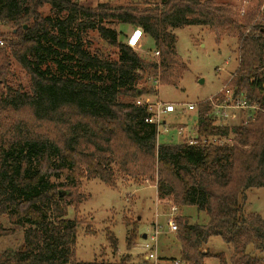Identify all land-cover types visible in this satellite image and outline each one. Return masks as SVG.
<instances>
[{
  "label": "trees",
  "instance_id": "16d2710c",
  "mask_svg": "<svg viewBox=\"0 0 264 264\" xmlns=\"http://www.w3.org/2000/svg\"><path fill=\"white\" fill-rule=\"evenodd\" d=\"M144 3L0 0V216L25 228L22 244L0 253V264H123L75 259L79 222L68 217L69 206L78 208L82 181L94 178L112 188L154 181L158 200L205 211L206 223L176 217L182 261L205 264L204 247L220 236L230 249L220 264H264V219L244 207L246 191L264 187V0L245 22L217 0ZM124 25L153 38L158 57L129 46L132 31L121 40ZM190 25L208 27L218 41L238 38L232 100L244 95L259 110L224 124L205 100L193 110L199 143L163 144L148 106L137 101L154 92L148 81L180 83L187 65L174 30ZM94 33L117 48L115 58L94 46ZM10 232L0 224V236ZM107 236L116 249L117 238ZM139 237L129 232L128 248Z\"/></svg>",
  "mask_w": 264,
  "mask_h": 264
},
{
  "label": "rangeland",
  "instance_id": "374dc122",
  "mask_svg": "<svg viewBox=\"0 0 264 264\" xmlns=\"http://www.w3.org/2000/svg\"><path fill=\"white\" fill-rule=\"evenodd\" d=\"M88 6H95L100 2H108L114 5L137 4L145 5V0H78ZM161 1V0H151ZM229 4L235 11L236 18L245 22L248 16L256 11V0H248L247 4L238 0H217ZM264 4L260 9H263ZM49 7H45L47 12ZM243 12V13H242ZM255 14L253 22L258 20ZM132 26H120L123 29L120 35L125 40L132 31ZM177 36L176 49L187 65L183 78L176 85L161 84L148 81L147 86H153L154 92L140 96L142 102L156 104L172 103L176 107L174 113H165L158 126V141L165 144H178L188 141L189 137H197L196 112L188 109L189 104H200L205 100L225 94L231 89L230 80L235 75L239 66L237 37L224 36L220 41L206 26L190 25L174 30ZM93 39L96 48L103 55L115 58L117 48L108 45L94 33ZM138 53L146 59H154L155 41L146 36L136 48ZM18 75L26 83L27 76L18 65H15ZM246 118L243 110L228 109V118L224 123H238ZM223 123V122H222ZM181 127H178L180 126ZM55 182L64 181L63 178H53ZM156 182L154 181H119L118 188H112L100 179L83 180L80 192L84 200L78 208L69 206V218L79 222L76 237L75 259L91 262L95 260H108L123 264H144L145 258L141 254V245L144 233L150 230L152 224H160L162 234L159 239V255H166L170 260L180 259V245L176 239V232H170L168 227L169 201H160L157 198ZM247 213L255 212L264 219V187L251 188L246 191L244 202ZM180 215L185 216L191 223H206L208 215L205 211H199L195 206L180 208ZM0 224L5 228H15L0 236V253L5 250H16L23 242L24 230L15 227L5 215L0 216ZM136 230L139 237L132 247L127 246L128 233ZM111 233L118 240V247L113 248L107 234ZM204 252H209L205 264H220L221 256L229 259L230 249L228 244L220 236H213L209 240ZM264 255V252L262 253ZM167 259L166 257H164Z\"/></svg>",
  "mask_w": 264,
  "mask_h": 264
},
{
  "label": "built area",
  "instance_id": "2783aa9c",
  "mask_svg": "<svg viewBox=\"0 0 264 264\" xmlns=\"http://www.w3.org/2000/svg\"><path fill=\"white\" fill-rule=\"evenodd\" d=\"M241 1H243L245 4H247L248 2V0H238L239 3ZM143 37H144L143 30L139 27L135 28L130 33L127 43L129 46L136 49L140 46ZM224 95L226 99L220 103L215 102L214 98L210 99V101L214 103V114L220 120V122L224 123L225 119L228 118V109L237 108L243 110L246 115V118L243 119L245 121L251 118L253 119L256 111L259 110V107L257 105L249 104V102L246 100L244 95L238 97L235 100H232V89L230 88L225 91ZM137 104L140 105L146 104L148 106V110L151 112V116L147 118V121L151 123H156L158 126L161 123L162 116L165 113H174L176 111V107L172 103L162 104L158 102L156 104H153L150 102H142L139 99L137 101ZM196 106L197 104H189L188 109L194 110ZM188 142L191 145H196L199 143L197 137L196 138L189 137ZM169 207H170L169 209L170 211H169V219L167 224L170 232H176L178 229L176 217L180 215V209L177 205H175L172 202L169 204ZM144 234L145 237L141 245V254L145 258V260L149 261L150 264H166V262H164V260L161 259L159 255V239H160V235L162 234V227L160 226V224L158 223H156L155 225L152 224L150 230ZM171 264H188V263L182 261L181 259H173L171 261Z\"/></svg>",
  "mask_w": 264,
  "mask_h": 264
},
{
  "label": "crops",
  "instance_id": "0c3cea01",
  "mask_svg": "<svg viewBox=\"0 0 264 264\" xmlns=\"http://www.w3.org/2000/svg\"><path fill=\"white\" fill-rule=\"evenodd\" d=\"M164 257L168 258L166 255H162V256H161V258H164ZM164 259H165V258H164ZM164 259H163V260H164ZM166 260H167V259H166ZM166 260H164V262H169V261H166Z\"/></svg>",
  "mask_w": 264,
  "mask_h": 264
},
{
  "label": "water",
  "instance_id": "95a60500",
  "mask_svg": "<svg viewBox=\"0 0 264 264\" xmlns=\"http://www.w3.org/2000/svg\"><path fill=\"white\" fill-rule=\"evenodd\" d=\"M144 237H145V235H144Z\"/></svg>",
  "mask_w": 264,
  "mask_h": 264
}]
</instances>
